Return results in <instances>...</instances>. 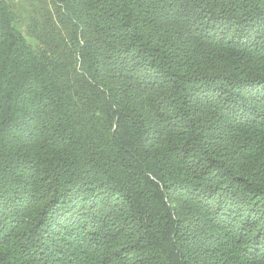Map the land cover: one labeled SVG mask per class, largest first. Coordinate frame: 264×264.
<instances>
[{"label":"trees","instance_id":"obj_1","mask_svg":"<svg viewBox=\"0 0 264 264\" xmlns=\"http://www.w3.org/2000/svg\"><path fill=\"white\" fill-rule=\"evenodd\" d=\"M0 264H264V0H0Z\"/></svg>","mask_w":264,"mask_h":264}]
</instances>
